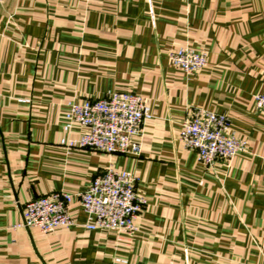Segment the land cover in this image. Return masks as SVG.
Masks as SVG:
<instances>
[{
	"label": "crops",
	"instance_id": "crops-1",
	"mask_svg": "<svg viewBox=\"0 0 264 264\" xmlns=\"http://www.w3.org/2000/svg\"><path fill=\"white\" fill-rule=\"evenodd\" d=\"M191 48L205 69L169 60ZM264 0H0V264H264ZM129 92L150 107L138 156L68 148L72 103ZM195 108L246 152L214 166L179 141ZM112 166L146 200L137 231H89L77 196ZM74 196L70 228L15 229L37 198ZM123 262V263H122Z\"/></svg>",
	"mask_w": 264,
	"mask_h": 264
},
{
	"label": "built area",
	"instance_id": "built-area-1",
	"mask_svg": "<svg viewBox=\"0 0 264 264\" xmlns=\"http://www.w3.org/2000/svg\"><path fill=\"white\" fill-rule=\"evenodd\" d=\"M169 60L187 76L195 75L208 64L206 53H197L188 47L171 53ZM254 101L256 110L264 113V88ZM149 119L150 107L134 93L116 92L99 101L72 103L64 116V132L70 133L74 126L86 131L78 140L64 139L61 144L108 156H138L141 145L136 139ZM179 141L186 149L195 151L199 161L209 167L219 160H232L247 149V143L232 133L227 115L200 108L189 112L181 126ZM136 184V177L112 166L94 178L89 188L77 196L88 217L86 229L135 234V220L147 204L138 195ZM73 199L70 194L58 192L30 201L15 229L35 228L49 234L72 227L74 220L69 206Z\"/></svg>",
	"mask_w": 264,
	"mask_h": 264
}]
</instances>
